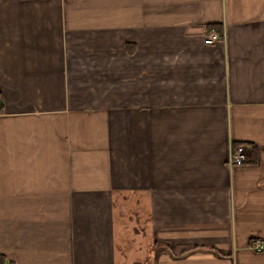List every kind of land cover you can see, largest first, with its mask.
I'll return each instance as SVG.
<instances>
[{"label": "crops", "instance_id": "1", "mask_svg": "<svg viewBox=\"0 0 264 264\" xmlns=\"http://www.w3.org/2000/svg\"><path fill=\"white\" fill-rule=\"evenodd\" d=\"M256 239L264 0H0V264H264Z\"/></svg>", "mask_w": 264, "mask_h": 264}, {"label": "built area", "instance_id": "2", "mask_svg": "<svg viewBox=\"0 0 264 264\" xmlns=\"http://www.w3.org/2000/svg\"><path fill=\"white\" fill-rule=\"evenodd\" d=\"M223 31L210 30L205 34L204 40L207 43H214L223 37ZM248 159L247 148L243 143L236 144L234 148L230 151L228 156V163L230 165L243 163ZM252 247L257 250L264 249V242L258 239L252 242Z\"/></svg>", "mask_w": 264, "mask_h": 264}, {"label": "rangeland", "instance_id": "3", "mask_svg": "<svg viewBox=\"0 0 264 264\" xmlns=\"http://www.w3.org/2000/svg\"><path fill=\"white\" fill-rule=\"evenodd\" d=\"M113 134V133H112ZM129 192H122L120 194H117L115 196H113V203H114V207L117 209H121L122 213L128 212L129 210V206H130V200H129ZM115 222H118V214L115 213ZM124 232V231H123ZM123 234V233H122ZM128 229H126V233L125 235H123L124 237H122V239H120V236L115 235L113 237V241L116 242V246H120V250L122 251V253L124 254L125 250L127 249L128 245H130V241L128 240ZM134 246H136L135 242H133ZM123 246V247H121ZM143 245L139 246L138 248H142ZM117 249V248H115Z\"/></svg>", "mask_w": 264, "mask_h": 264}]
</instances>
